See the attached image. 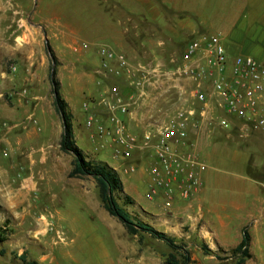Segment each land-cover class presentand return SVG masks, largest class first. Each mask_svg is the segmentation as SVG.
Here are the masks:
<instances>
[{
    "label": "rangeland",
    "instance_id": "obj_1",
    "mask_svg": "<svg viewBox=\"0 0 264 264\" xmlns=\"http://www.w3.org/2000/svg\"><path fill=\"white\" fill-rule=\"evenodd\" d=\"M152 1L165 19L159 16L153 21L135 0H101L102 7L97 6V0H0V161L3 163L0 166H9L6 163L10 161L14 167L10 172L15 173L16 182L27 173L30 176L34 174L37 191L31 196L34 205L32 216L47 219L48 226L38 227L42 231L49 230L50 240H42L39 229L35 227L36 222L28 220V224H17L5 209H0V233L5 238L0 244V264H23V256L45 264L41 259L47 253L45 246L51 247L58 242L61 243L52 255L64 261L63 264H77L65 258L62 252L63 245L71 242L64 233L72 227L103 243L104 254L112 256L111 259L100 258L97 255L103 254L91 245L92 251L84 255H95L92 257L95 264H138V260L123 256L131 252L129 246L133 253L155 254L165 261L169 247L142 231L135 236L129 235L123 224L102 206L93 177H69L74 156L64 152L60 146L63 122L54 104L51 80L54 68L61 85L60 92L75 115L76 143L85 151H94V147L86 141L87 114L83 103L94 102L91 110L101 120L106 116V110L100 103L109 98L113 88L118 89L130 112H134L138 119L147 117V121L154 124L168 120L179 109L195 108L198 111L200 105L193 98L195 85L178 74L182 66V56L179 58V55L193 38L221 32L215 29L206 32L187 15L168 10L158 0ZM260 1L259 8L264 11V0ZM99 10L108 17L102 23L95 21ZM248 10L251 7H246ZM193 24L197 28L190 31L189 25ZM100 26L103 36L107 37L105 39H98ZM46 40L57 63L48 52ZM99 40L112 44V47L98 45L97 51L93 42ZM113 41L118 43L117 48ZM240 41L226 39L223 35V45L229 57L236 58L242 50L246 53L252 50L249 42L238 43ZM82 43H87L88 49L76 51L75 47ZM101 47L124 55L130 67L123 68L117 62H111L104 68L99 54ZM208 124L211 131L227 132L223 137L229 134L231 144L245 143L241 130L237 133L222 129L213 121ZM258 142L260 144L251 151V161H258L252 172L264 179V146ZM97 143L103 144L104 148L96 151L95 156L86 152V157L105 162L117 171L125 189V194H116L119 204L136 217L144 218L141 208L159 215L164 201L159 196L147 199L150 165L142 163L152 153H137L135 159L138 161H130L138 166L137 171L126 174L122 161L113 158L110 142L98 140ZM33 148L46 150L30 161L27 153ZM230 151L235 153L233 148ZM206 154L201 153L204 161H212L209 164L211 172L233 177L244 171L241 165L229 162L231 159L228 157H208ZM128 175L131 176L130 182ZM222 189L228 193L237 192L231 186H223ZM82 192L89 195V203L93 207L85 208L81 203L79 194ZM126 195L132 196L136 204H126ZM53 226L63 235H59L60 239L55 238ZM164 229L162 225L159 231L164 232ZM183 232L187 234L188 229ZM66 238L67 243H62ZM176 238L188 244L195 258L192 264H210L200 249L204 241L199 236ZM79 244L73 245L74 249H78ZM231 251L220 250L219 253L224 258L231 255Z\"/></svg>",
    "mask_w": 264,
    "mask_h": 264
},
{
    "label": "crops",
    "instance_id": "obj_2",
    "mask_svg": "<svg viewBox=\"0 0 264 264\" xmlns=\"http://www.w3.org/2000/svg\"><path fill=\"white\" fill-rule=\"evenodd\" d=\"M135 1L141 4L143 9L147 12V15H149L153 21H156V18L158 19L159 16H162L161 18L164 19L166 18L163 13L159 12L158 8L156 9L152 0ZM97 2V6H103L101 0H97ZM161 2L168 10L174 13L187 15L193 21L199 23L206 32H209V29H215L223 33L226 39L235 38L237 41L242 40L249 42V47L252 50L248 53L242 50L241 55L251 56L264 65V11L259 8L261 6L260 0H161ZM246 7H251V10L246 11ZM107 19V15L99 10L98 17H96L95 21L102 23V21H106ZM196 28L197 26L194 24L189 25L190 31H194ZM97 36L98 39L107 38L103 36L101 26L97 30ZM100 41L102 40L93 42L96 45V49L98 45H112L104 44ZM113 42L116 45L115 48H117L118 43L116 41ZM228 58L230 64H232L235 58L229 56ZM69 107H71L70 104ZM212 111H214L213 114L215 118L221 113L217 109H214V107ZM71 114L73 116L72 112ZM74 118L75 115L73 116L75 134ZM144 118L145 119H138L134 112H130L125 118L129 130L141 135L147 126L154 124L147 121V117ZM102 120L108 123L106 116L103 117ZM208 123L210 122L206 121L202 124H198L196 128H192L190 131V141L194 144L192 147L178 149L180 152L194 151L199 156V159L207 165V170L200 175L202 186L199 192L190 201H185L179 196H176L174 206L171 209H166L163 205V210L159 215H153L141 208L144 218H140L157 230H160V226H165V229L162 231L171 236L180 238L185 235H197L210 247V249L219 255L220 250L229 251L230 249L236 248L243 239L244 228L247 227L251 236L250 252L252 258L247 260L244 264H264V179L252 172L253 167L258 165V161H251V151L256 148V144H260L258 141L264 146V139L259 134L254 135L252 132H248V135L242 136L245 143L238 142L231 144V142H229V134L226 138L223 137L225 136L223 133L227 132L220 133L211 131L208 128ZM85 137L87 143L94 147V151L91 149L85 151L78 146L85 155L86 152H90L95 156L96 151L104 148L101 147L100 143H92L88 130L86 131ZM231 148L234 149L235 153H231ZM202 152L205 154L208 152L206 154L208 157H213L214 155L228 157L231 159L229 162L241 165L244 171L233 177L211 172L210 169L212 167H210L209 164L212 161H204L201 155ZM95 160L98 161L97 159ZM9 162L10 161H7L6 163V165H9L7 167L0 166V209H5L6 213L11 215L10 218L18 222L17 224H28L26 220H29L30 223L34 221L37 224L39 218L35 215L32 216V208L34 205L31 202L32 194L35 195L37 191V180L34 175L33 177L35 179L32 180L30 178V173H27L22 180L18 182L14 181L15 173L10 172V169L14 167L9 164ZM0 163L3 164L1 161ZM142 163L150 165L151 168L155 164V159L151 154V156L149 155L148 159L144 160ZM142 172H145V170H142ZM128 176L127 179L130 182L131 176ZM24 179L29 181L27 182ZM29 182L30 184H28ZM150 184L151 180L149 175V186ZM223 186H231L236 189L237 192H225L222 189ZM79 195L80 201L85 208L93 207V205L89 203V195L87 193L82 192ZM24 196L25 198H23ZM131 198L134 200L132 196ZM159 198L163 202L165 196L161 194ZM134 203L136 204L135 200ZM60 214L61 213L58 212V215ZM36 228L39 229V233L43 230L39 227ZM185 228L188 229L187 234L183 232ZM62 232L64 233V231ZM64 236L69 237L71 241L70 244L63 245V250L61 249L64 254L63 256L69 259V261H74L77 264H81L84 261L86 264H95L92 259L95 255H84L88 253V251H92L90 249L91 245L92 247H96V250L103 254L97 255L100 258L111 259L112 257L108 253L104 254L105 245L103 243L86 237V233L81 232V230L72 227L65 231ZM48 238L49 236L43 238L44 242L50 241ZM52 240L54 241V239ZM77 241L80 242V244L78 245V249H74L73 245L77 244ZM58 243L53 246L51 245V247L45 246L47 253L41 258L45 264H63L64 261L61 259L57 260L52 255L54 249L60 245H58ZM62 243H67V238ZM129 249L131 252L123 256L127 259L138 260V264H164L163 259L159 255L136 254L132 252L130 246ZM206 256L208 260H210V264H236L237 261V258L231 255H227L224 258L222 257V260L217 259L215 255ZM192 258L195 262V258L193 256ZM29 261L35 260L31 259ZM36 262L40 264L38 261Z\"/></svg>",
    "mask_w": 264,
    "mask_h": 264
},
{
    "label": "built area",
    "instance_id": "obj_3",
    "mask_svg": "<svg viewBox=\"0 0 264 264\" xmlns=\"http://www.w3.org/2000/svg\"><path fill=\"white\" fill-rule=\"evenodd\" d=\"M88 47L87 43H82L75 50ZM99 54L104 68L111 62L130 67L124 55L110 48L101 47ZM178 74L195 85L193 98L201 106L200 111L179 109L168 120L147 126L141 135L129 130L125 118L130 114V107L117 88L100 103L106 110L108 123L91 110L94 102L83 103L90 139L92 142L109 141L112 156L122 161L124 173L137 171L138 166L130 162L138 161L137 153H152L155 164L149 171L151 184L147 199L163 194L166 209L174 206L176 196L190 201L202 186L200 175L207 170V165L194 151L178 150L194 145L190 141L192 128L213 121L222 129H232L231 117H235L243 123L242 136L254 132L264 139V65L257 59L240 55L230 64L223 35L202 34L185 46ZM213 107L221 112L216 118Z\"/></svg>",
    "mask_w": 264,
    "mask_h": 264
},
{
    "label": "trees",
    "instance_id": "obj_4",
    "mask_svg": "<svg viewBox=\"0 0 264 264\" xmlns=\"http://www.w3.org/2000/svg\"><path fill=\"white\" fill-rule=\"evenodd\" d=\"M158 2H161V0H158ZM46 44L49 46L48 42ZM183 52L184 50L179 55V58H181ZM51 54L54 62L57 63V59L52 49ZM51 78L52 84L54 83L56 86V95L53 87L54 104L57 111L60 113L63 122V132L61 135L60 146L64 152H70L74 156L73 168L69 173V177H93L98 187V194L102 206L111 216L116 217L123 224L129 235L135 236L142 231L149 234L151 237L164 242L170 249V252L164 256V264H192L194 260L187 243L179 241L176 237L157 230L149 223L143 221L139 216V218L134 216L130 211H128V209L119 204L116 194H125L123 183L119 174L105 162L89 160L84 152L78 147L75 141L73 116L70 112L68 102L63 98L60 92L61 85L60 81L57 79L56 70H54L53 74L51 73ZM200 109L201 106L198 108V111H200ZM231 122L233 124L231 130L238 133L243 124L242 121L235 117H231ZM252 133L254 135H258L257 133ZM125 202L126 204H134V200L128 195L125 196ZM4 241L5 238L3 234L0 233V244ZM250 246L251 236L248 228L246 227L243 230V239L241 243L231 251V256L237 258L236 264H244L247 260L252 258ZM200 249L205 255H215L217 259H223L219 254L210 249L205 242L200 244ZM22 261L24 262L23 264H37L36 261L27 260L26 256L22 257Z\"/></svg>",
    "mask_w": 264,
    "mask_h": 264
},
{
    "label": "bare ground",
    "instance_id": "obj_5",
    "mask_svg": "<svg viewBox=\"0 0 264 264\" xmlns=\"http://www.w3.org/2000/svg\"><path fill=\"white\" fill-rule=\"evenodd\" d=\"M42 150V151H41ZM31 149V150H28V153H27V158L30 160V161H32L33 160V158L35 159V157L37 156V155H39L40 153H43V152H45V148H42V149ZM44 155V154H43ZM42 160V159H41ZM32 163V162H31ZM33 175L34 174H32L31 176H30V178L32 179V180H34L35 178L33 177ZM42 176V175H41ZM24 180H26V179H24ZM27 182L29 181V180H26ZM33 182V181H32ZM35 182V181H34ZM28 184H30V182L28 183ZM34 185V184H33ZM31 187V186H30ZM27 188V187H26ZM21 189V188H20ZM33 189V188H32ZM23 190V189H22ZM21 190V191H22ZM27 190V189H26ZM30 191V190H29ZM24 192V191H23ZM34 192V191H33ZM21 193V192H20ZM11 194V193H10ZM13 194V193H12ZM28 194V193H27ZM33 195V194H32ZM11 196V195H10ZM23 196V195H22ZM11 198V197H10ZM23 198H25V196L23 197ZM29 198V197H28ZM27 198V199H28ZM11 200V199H10ZM9 200V201H10ZM8 202V201H7ZM22 204V203H21ZM26 205V204H25ZM19 206V205H18ZM22 206V205H21ZM15 209V208H14ZM23 211V210H22ZM29 213V212H28ZM21 215V214H20ZM26 216H27V214H26ZM36 216V215H35ZM25 217V216H24ZM20 218V217H19ZM26 219V218H25ZM24 219V220H25ZM33 219V218H32ZM24 220H23V222H24ZM26 223H28V220H26ZM38 226H43V227H46V226H48V223H47V219L46 218H43V219H38V223L36 224V227H38ZM59 229V228H58ZM52 232L55 234L54 236H55V238L56 239H60V236H63L61 233H58L57 232V227H54L53 226V229H52ZM41 234V236H42V238H46L49 234V230H45V231H42V232H40ZM60 235V236H59ZM44 240V239H43ZM66 249V248H65ZM68 253V252H67ZM70 254V253H69Z\"/></svg>",
    "mask_w": 264,
    "mask_h": 264
},
{
    "label": "water",
    "instance_id": "obj_6",
    "mask_svg": "<svg viewBox=\"0 0 264 264\" xmlns=\"http://www.w3.org/2000/svg\"><path fill=\"white\" fill-rule=\"evenodd\" d=\"M47 42H48V41L46 40V43H47ZM47 49H48V52H49L50 56L52 57V54H51V48H50L49 46H47ZM52 60H53V62H54L53 57H52ZM53 72H54V68L52 69V74H53ZM53 87H54L55 95H56V86H55L54 83H53ZM63 121H64V118H63ZM110 194H111V192H110Z\"/></svg>",
    "mask_w": 264,
    "mask_h": 264
}]
</instances>
